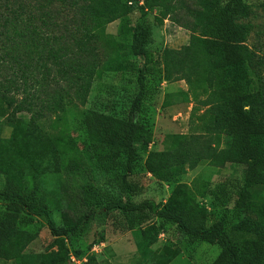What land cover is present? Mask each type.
Wrapping results in <instances>:
<instances>
[{"label": "trees", "instance_id": "obj_1", "mask_svg": "<svg viewBox=\"0 0 264 264\" xmlns=\"http://www.w3.org/2000/svg\"><path fill=\"white\" fill-rule=\"evenodd\" d=\"M56 4L72 8L75 15L65 27L67 32L50 34L40 24L49 23L50 7ZM144 4L139 8L167 14L182 11L181 15H174V21L189 30L191 37L182 48L163 51L164 78L185 80L196 98L197 89L206 86L204 92L208 96L203 102L207 109L203 116L210 118L207 127L228 141L224 148L207 144L201 155L191 161L190 168L203 158L242 166L245 179L236 193L234 211L264 214L255 192V187L264 186V59L250 49L251 25L242 21L251 15V4L248 0H196L195 6L186 0H145ZM135 8L133 3L126 6L124 0H0V106L13 109L15 114L33 111L42 119L47 113L58 117L65 113L68 100L78 99L85 104L99 67L96 43L101 42L103 35L112 37L106 33L112 15L121 14L125 25ZM133 30L132 54L143 58L145 65L139 68L140 92L131 116L125 119L87 109L82 120L90 137L87 152L100 171L106 173L117 170L123 156L127 172L132 173L142 151L149 154L147 167L151 172L161 168L159 163L164 160L162 152L149 149L153 135L137 120L147 94L145 76L152 54L144 26L137 25ZM21 93L26 95L22 99L18 97ZM68 143L72 154L82 151L73 139ZM14 150L29 173L22 165L7 163L0 156V174L6 175L0 188V200L5 202V207L0 206V258L17 259L23 230L46 213L49 203L37 177L46 168L43 160L40 167L35 164V158L39 160L41 156ZM64 169L67 175L76 177L91 170L88 163L73 156ZM124 183L128 193L125 198L109 196L91 179L80 184L76 205L79 222L74 223L72 215L66 213L67 228L51 225L54 234L75 232L93 217L96 207L104 205L107 211H120L127 217L141 252H150L157 243L160 231L155 224L140 227L156 217L175 224L192 239L219 245L221 252L212 264H264V220L243 218L234 228L245 238L235 242L227 228L228 211L209 224L208 209L198 204V199L208 194L207 184L194 188L195 183H181L161 206L152 199L133 200L135 187L125 178ZM221 193L225 198L222 205L227 207L231 197L224 189ZM151 254L153 257L155 251ZM64 259H54L49 264Z\"/></svg>", "mask_w": 264, "mask_h": 264}, {"label": "rangeland", "instance_id": "obj_2", "mask_svg": "<svg viewBox=\"0 0 264 264\" xmlns=\"http://www.w3.org/2000/svg\"><path fill=\"white\" fill-rule=\"evenodd\" d=\"M186 1L196 5V0ZM124 2L126 6L133 3L137 8L128 15L129 21L125 25L122 24L121 14L110 17L106 33L112 37L103 35L101 42L95 45L99 67L85 104L78 99L68 100L65 113L59 117L47 113L48 116L42 119L34 115L33 111L15 114L13 109L0 106V156H4L7 163L15 161L17 165H22L28 173V167L18 159L14 149L30 151L31 156H41L39 160L35 158V164L38 167L43 160L46 168L37 177L49 203L46 213L37 216L23 230L24 238L17 259L1 257L0 264H49L62 257L64 261L58 260L53 264H212L219 256V245L192 239L175 224L156 217L140 226L143 228L155 224L160 231L157 243L150 252H141L127 217L120 211H107L104 205L96 207L93 217L84 224L80 223L82 227L75 232L55 235L51 225L57 229L67 228L66 213L72 215L74 223L79 222L80 212L76 206L78 188L90 179L109 196L125 198L128 195L125 178L135 187L133 200L140 202L152 199L161 206L181 183H195L194 188L207 184L208 194L200 197L198 204L208 209L209 224L228 211L227 228L237 243L245 238V234L237 233L234 227L243 218L264 220V214L259 212L238 214L234 211L236 193L245 179L242 166L210 158L200 159L195 168L189 166L193 159L201 155L207 144L224 148L228 141L221 136L219 138L207 127L210 118L203 116L207 109L203 102L208 96L204 92L206 86L197 89L199 95L196 98L185 80L167 81L164 78L161 61L163 51L166 48L180 49L189 43L191 37L189 30L174 21V15H181L182 11L167 14L148 8L142 10L139 6L145 5V0ZM248 2L252 6L251 15L242 19L251 25L248 45L264 59V0ZM50 8L49 17L52 19L46 25L42 21L41 28L50 34L67 32L65 27L73 19L74 10L58 4ZM137 25L147 30V47L152 54V60L146 68L147 94L137 120L153 135L149 149L162 152L164 160L159 163L161 168L151 172L147 167L149 154L142 151L132 173L126 170L124 156L117 170L106 173L100 171L87 152L86 142L90 137L83 129L82 120L87 109L125 119L131 116L133 102L140 92L139 68L145 65V60L134 56L131 51L132 33ZM53 85L56 86V83L53 82ZM71 95L76 94L71 92ZM25 96L24 93L18 95L20 99ZM70 139L82 149L81 152L74 149L77 154H72L73 149L68 143ZM71 156L88 163L91 169L89 173L79 177L67 175L64 165ZM5 177V174H0V188L5 184ZM223 189L231 197L227 207L222 205L225 199L221 193ZM255 189L258 202L264 209V186ZM0 206L5 207L3 200H0ZM152 250L155 251L153 257ZM92 257L94 261H90Z\"/></svg>", "mask_w": 264, "mask_h": 264}, {"label": "built area", "instance_id": "obj_3", "mask_svg": "<svg viewBox=\"0 0 264 264\" xmlns=\"http://www.w3.org/2000/svg\"><path fill=\"white\" fill-rule=\"evenodd\" d=\"M154 12H156V13H157V11H154Z\"/></svg>", "mask_w": 264, "mask_h": 264}]
</instances>
